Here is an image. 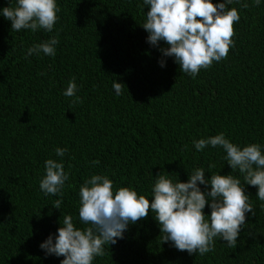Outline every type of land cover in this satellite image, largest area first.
<instances>
[{"label": "trees", "instance_id": "obj_1", "mask_svg": "<svg viewBox=\"0 0 264 264\" xmlns=\"http://www.w3.org/2000/svg\"><path fill=\"white\" fill-rule=\"evenodd\" d=\"M243 2L250 6L228 5L240 20L227 58L195 78L162 55L163 41H147L143 0H56L51 32L11 30L0 11V264H60L64 257L46 255L40 244L55 238L65 215L85 227L79 188L94 174L107 175L114 190L130 187L149 200L159 172L187 181L202 167L205 178L220 173L243 181L222 147L197 151L193 144L223 132L232 143H258L264 152V0ZM15 4L0 0V9ZM52 36L59 40L55 56L26 57L30 46ZM73 77L77 91L67 97ZM114 80L126 85L122 95ZM76 97L82 103L73 104ZM56 148L67 149L64 157ZM49 158L69 173L62 198L39 188ZM244 190L255 215L245 213L235 248L217 238L203 256L179 251L160 243L163 234L149 212L93 264H264V201L256 187ZM56 199L63 201L60 211L51 206ZM203 211L209 214V206Z\"/></svg>", "mask_w": 264, "mask_h": 264}, {"label": "clouds", "instance_id": "obj_2", "mask_svg": "<svg viewBox=\"0 0 264 264\" xmlns=\"http://www.w3.org/2000/svg\"><path fill=\"white\" fill-rule=\"evenodd\" d=\"M234 0H143L148 6L146 19L140 24L148 33L147 41L159 46L163 41L167 47H159L165 57H173L179 69L195 78L201 69H208L213 62L226 59L234 41V25L240 20L236 7L229 8ZM244 9L250 5L243 0H235ZM261 0H252L259 6ZM144 8V7H143ZM3 17L11 22V30L43 29L51 32L60 11L56 0H16L15 6H7ZM56 36L34 44L27 49L26 57L41 52L55 56ZM163 67L165 61H159ZM113 89L117 96L123 94L126 85L114 80ZM77 84L73 77L64 95L75 97ZM73 104L82 103L76 97ZM197 151L206 146H220L226 153L224 159L232 172L243 175V181L231 174H211L205 178V169L196 168L188 174L187 181L175 182L167 175L157 173L152 187V199L138 194L130 187L114 190L113 181L107 175L94 174L79 188L80 207L78 218L85 227H77L71 215H65L53 238L50 234L40 248L46 255L64 257L60 264H93L97 257H104L110 245L123 239L130 224L146 219L149 212L160 228V243L171 242L179 251L201 256L215 250L217 238L225 241L230 248L237 246L241 227L245 224V213L255 215L253 205L244 185L257 188L256 196L264 201V152L258 143L243 147L230 142L223 132L208 138L193 141ZM67 149L56 148L58 157H64ZM216 165L211 163L208 169ZM45 175L39 188L45 195H64L65 182L69 173L63 162L47 159L44 163ZM199 185H205L202 190ZM210 185V190L207 186ZM71 187V185H68ZM62 199L51 205L60 211ZM208 205L210 213L203 209ZM40 217L39 209L36 212ZM106 249L108 251H106Z\"/></svg>", "mask_w": 264, "mask_h": 264}]
</instances>
